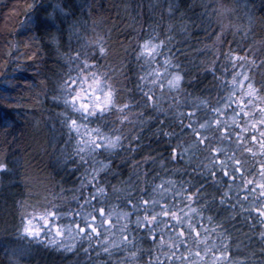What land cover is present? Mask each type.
Instances as JSON below:
<instances>
[{
    "label": "trees",
    "instance_id": "16d2710c",
    "mask_svg": "<svg viewBox=\"0 0 264 264\" xmlns=\"http://www.w3.org/2000/svg\"><path fill=\"white\" fill-rule=\"evenodd\" d=\"M246 2L251 4L257 21L256 30L253 29L250 36L258 41L260 49L253 60L247 61H253L251 67L260 70V73L250 75L260 90L264 88V0ZM57 5L71 6L72 15L62 16ZM203 5L200 0H0V162L7 165V170L0 171V264H15L17 260L19 264H82L84 254L79 245L70 253L44 245L22 247L15 235L25 203H35L43 196H57L68 200L61 209L81 204L80 200H71V197H82L86 185L79 191L77 188L84 165L76 164L75 160L62 167L52 163L54 156L60 155L62 145L69 153L71 151L70 146L65 145L67 136L57 117L60 109L52 99L58 80L68 70L69 57L79 56L80 61H92L101 70L111 73L119 84L120 95L134 103L131 111L144 113L140 118L145 120L143 125L126 126L132 128L129 139L137 137L132 140V146H139L138 151L132 153L130 159L128 153L121 154L113 163V171L119 175L102 173L98 178L102 184L110 187L128 177L133 162L144 156L163 158L171 163L172 148L178 142L186 147L185 138L191 135L187 112L199 101L212 105L224 98L227 81L234 74L233 55L226 49L239 50L241 43L231 39V35L222 34V55L213 57L212 52L206 51L201 54V46L211 42L216 28L210 18L202 20L207 14L202 10ZM169 25H172L171 29ZM181 26L184 31L179 30ZM153 32L164 40L168 38L169 52L182 73L183 104L180 110L183 116L179 120L165 118L147 109V97L138 87L140 69L132 44L135 36L145 39ZM85 38L106 40L109 55L102 58L99 48L88 46ZM235 70H241L239 64ZM260 95H264V90ZM169 102L165 98L161 103L167 107ZM206 109L199 108L195 119L200 114L205 117ZM165 131L175 134L168 137L164 135ZM207 136L212 138V146L213 139H217V145L223 143L226 150H230L229 155H233L235 144L232 141L220 142L216 131L208 132ZM185 155L191 156L192 163L180 178L192 182L188 194L199 191L200 199L193 204L203 205L202 213L212 216V224L228 238L229 255L248 264L253 260L264 261V239L259 236L264 228L258 213L249 207L254 198L240 200L245 192H237L236 185L241 184V180L232 184L224 203H220L232 183L223 175L224 170L217 168L202 174L196 163L206 162L204 157L208 153L200 151ZM220 155L217 154V158ZM184 156L181 157L178 150L176 163L183 165ZM242 158L248 159L247 177L252 179L253 173L258 175L259 165L247 156ZM145 167L149 176L160 172L151 164ZM212 171L216 173L215 181ZM141 196L144 194L139 193L137 199ZM132 235L143 249L140 261H149L159 254L153 243L157 239L149 232L133 228ZM123 256L121 251L112 257L99 254L96 259L110 258L109 264H112ZM164 264H168L166 259Z\"/></svg>",
    "mask_w": 264,
    "mask_h": 264
},
{
    "label": "clouds",
    "instance_id": "9594fccd",
    "mask_svg": "<svg viewBox=\"0 0 264 264\" xmlns=\"http://www.w3.org/2000/svg\"><path fill=\"white\" fill-rule=\"evenodd\" d=\"M216 3L218 6L213 11L216 14V22L221 29L220 35L229 29L238 30L240 26L234 25L230 20L237 9L225 6L220 3V0H216ZM57 7L62 16L72 15L71 6L64 8L57 5ZM168 27L171 29L172 25ZM85 39L88 46L104 48L103 53L99 50L102 58L109 55L106 40L103 38ZM157 39V34L153 32L142 42H137L135 60L140 69L138 87L143 96L151 95L153 97L151 101H147L145 104L147 109L158 115H163L165 118L172 117L179 120L183 116L180 110L183 104L181 99L183 77L180 75L181 81L178 87L174 88L168 84L172 74L179 72L178 66L174 65L172 60L167 57L163 59L162 63H158L157 57L163 55V45L151 55L141 47L145 41L149 42V46L152 43L160 44V42H155ZM165 59L170 60L168 65L164 64ZM67 62L69 64L68 70L58 80L52 99L60 109L57 117L67 136L65 145L70 146L71 151L69 153L68 148L62 145L59 149L60 155L54 156L52 163L57 167L67 165L72 160H75L78 165L83 164L84 172L77 191L85 187L86 184H92L95 181V197L92 194V198L98 199L103 205H108L106 215L111 213L108 218L113 222L107 226H102L100 220L96 221L98 228L103 233V239H97L96 246L101 249V253L98 255L104 254L112 257L114 254L123 251L124 256L114 260L112 264H136L143 249L137 245L136 237L132 235V232L133 228H141L140 223L146 214L145 207L140 203L142 200L149 201L147 211L157 217V230L164 233L165 240L169 239L170 236L174 237V233L165 231V225L169 222L160 216V205L175 208L181 217H187L185 225L188 221L194 223L201 218L203 205L193 206V203L200 199L199 191H193V199L188 201L186 194L192 182L180 178L188 164L192 163L191 156H184L183 165L177 164L172 158L170 163L163 158L144 156L141 160L133 162L132 171L128 177L119 180L110 187L102 184L98 179L102 173L119 175L113 171V163L121 154L128 153L130 159L131 154L138 151L139 146H132V140L137 139V137L133 136L132 139H129L132 128L126 126L136 123L143 125L145 120L140 118L143 117L144 113L143 111H131L135 107L134 103L120 95L119 84L108 71L101 70L95 64H89L87 60L80 61L74 57H69ZM89 69L95 70L89 71ZM173 97H175L174 102ZM165 98L170 101L167 107L161 103ZM71 121H75V128L71 126ZM169 133L168 137L175 134ZM185 140L187 141V148H189L193 141L188 137ZM176 147L185 148L181 142H178ZM189 150L192 153L204 151L202 147L189 148ZM211 159L209 155L204 157L206 162L201 161L203 162L202 169L200 168L201 162L196 163V167L201 170L202 174L207 171L205 164ZM149 164L160 169V172L149 176V170L145 167ZM5 170H7L6 164L0 171ZM97 188L103 189V193L97 192ZM139 193H143L144 196L137 199ZM110 198H114V202L111 204H109ZM71 199L75 200L76 196L71 197ZM88 201L91 204V199ZM183 201H187V203L180 207L178 202ZM117 202H123L130 207L117 210ZM67 203L68 200L57 196H43L35 203H25L20 212L15 233L22 247H30L32 244L44 245L48 248H55L57 251L62 250L69 253L73 252L78 244L84 241L89 242V247H92L93 235L77 234L71 224L61 222L71 215L70 211L60 210L61 206ZM189 209L194 211H189ZM50 213H55V215H50ZM206 218L209 221L212 220V216ZM25 228H28L31 234L25 231ZM57 230L60 232L59 236L56 235ZM217 235L219 236L220 233ZM124 236H127V241L124 240ZM213 244L217 246L215 240L209 245L212 246ZM128 249L135 250L128 251ZM87 250L85 249V251ZM15 264H19V260ZM204 264H209V260H205ZM230 264H248V262L231 261ZM251 264H264V261L253 260Z\"/></svg>",
    "mask_w": 264,
    "mask_h": 264
},
{
    "label": "snow or ice",
    "instance_id": "6c2138e0",
    "mask_svg": "<svg viewBox=\"0 0 264 264\" xmlns=\"http://www.w3.org/2000/svg\"><path fill=\"white\" fill-rule=\"evenodd\" d=\"M164 44L165 41L161 40L160 44L152 43L151 46H149V42L145 41L141 47L146 53L151 55ZM99 50L101 53L104 52L103 47H100ZM74 58L78 60L79 56ZM231 60L233 61L234 74L233 78L227 81V85L230 87L231 91L225 98L226 102L223 108L213 107L210 109L211 114H214L216 118L205 120L203 123H199L198 127L196 126L198 123L195 119L197 110L201 107L208 108L205 101H199L194 105L193 109L186 114V119L188 120L187 127L191 132L189 138L193 141V144L189 145V148L202 147L212 158L205 164V169H223V175L228 177L232 182L229 184V188L232 187V184L235 183L236 180H241V184L236 185L237 192H245V195L241 196L240 200L244 202L249 201L250 197L254 198L251 200L249 207L258 213L261 218L260 224L262 228H264V159H256L258 156L264 157V95H260V91L264 90V88L258 90L252 82V77L247 71H244L248 65L254 63L253 61H247L246 57L238 56H231ZM169 63V59L164 60L165 65ZM236 64H239L240 71L235 70ZM141 79H143V77H141ZM180 81L181 76L179 72H176L172 74L171 79L168 80V84L175 88L179 86ZM237 88L239 89V95H236ZM146 97L148 101L153 99L151 95H147ZM232 104H234L235 107L232 109V114L229 116L225 113L224 109L230 107ZM70 123L73 128L76 127L75 121H71ZM210 131L219 133L220 142L229 140L235 144L233 155H225L224 159L217 158V154L223 153L224 149L221 147H213L210 143L212 138L203 135L204 132ZM233 132H235L234 137ZM164 135L168 136L170 133L165 131ZM97 146H99V144H97ZM189 148H172L171 158H177L178 150L180 156L183 157L188 152ZM237 153H239V155ZM244 156L251 158L259 165L258 175L253 173L252 179H249L246 175L249 170L247 167L248 159L242 158ZM3 168L4 164L0 162V169ZM211 175L212 179L215 181V171H212ZM96 191L101 194L103 193V189L101 188H97ZM227 196L228 191L226 190L221 197V203H224V198ZM93 197H95V193H93ZM186 199L191 201L193 199L192 193H187ZM140 203L145 207L146 213L142 223H140V227L147 228L149 234L155 236L158 231L156 224L157 217L148 213V200H142ZM85 205H90V202L85 200V204L81 205V209H83ZM256 205H259V207H256ZM159 207L161 209L160 216L164 217L169 222L165 225V229L171 227L174 237L170 236L169 239L165 240L164 233L160 232L159 239L153 240L154 245L159 249V254L153 255L152 259L148 261V264H164L165 259L168 264H204L206 256L216 249L217 246L214 244L210 246L208 243L209 237L202 236L201 231L194 226L193 222L188 221L187 225H185L187 217H181L178 210H173L174 208H169L167 205H160ZM189 211L194 210L189 209ZM95 212L96 209L93 208L91 213H85L83 211L73 213V215L81 217L85 225L81 227L80 224L77 223L74 226L77 234H100L96 223L97 217ZM50 215H55V213H50ZM108 215H111V213H108ZM108 215H106V210L104 208L99 209V220L102 226H107L111 223ZM185 228L187 232H185ZM203 228L204 225L201 224L199 229ZM25 231L31 234L28 228H25ZM213 231H215V227ZM56 235H60L59 230L56 231ZM259 236L261 239H264V231H261ZM127 239V236H124V240L127 241ZM227 240V237L222 238L224 248L227 247ZM181 245L184 246V251H180ZM193 245L196 246V249L202 247L204 255L201 254V251L194 250ZM228 261L227 252L222 248L217 255L212 256L209 264H228Z\"/></svg>",
    "mask_w": 264,
    "mask_h": 264
},
{
    "label": "rangeland",
    "instance_id": "374dc122",
    "mask_svg": "<svg viewBox=\"0 0 264 264\" xmlns=\"http://www.w3.org/2000/svg\"><path fill=\"white\" fill-rule=\"evenodd\" d=\"M201 2L204 3L202 10L206 11V16L202 17V20H209V18L212 20L213 25L216 27L215 28V33L213 34V38L211 40V42H209L208 44H204L201 46V51L200 53L202 54L203 51L206 52H212L213 57L214 56H218V55H222V35H220L221 29L219 24H217L216 22V14L213 11V9L215 7H217V3L216 0H200ZM220 3L224 4L225 6L228 7H235L237 9L235 15L233 17H230L231 22L234 25H239V29L238 30H232L229 29L227 31H225L223 34H226V36H230L231 35V39H235L236 41L240 40V44H239V50H228L226 49L227 53H231L233 56H238V57H246L247 60H253L255 58V55H257L258 53V49H259V43L258 41H256L251 35L252 30H256V26H257V21L256 18L254 16V11L251 7V4L249 5L246 0H220ZM201 10V9H200ZM202 12V11H201ZM179 30L184 31V27L181 26L179 28ZM211 34V32H209ZM158 39L155 41L157 43H159L161 40L165 41V44L162 46V52L163 55L160 57H157V61L158 63H162L163 59L165 57L169 58L172 60L174 65H177L175 63V58L172 57V55L169 52V45L167 44V39H163L162 36L159 37ZM186 36V34H185ZM162 38V39H161ZM242 40H241V39ZM144 39H140L137 36H135L134 41L132 46L134 47V49H136L137 47V42H142ZM260 50V49H259ZM264 57V56H263ZM264 60V58L262 59ZM88 62V61H87ZM89 64H93L92 61L88 62ZM178 66V65H177ZM179 67V66H178ZM211 68V67H210ZM94 69H89V71H93ZM179 70V68H178ZM244 71H247L249 73V75L253 74H257L260 73V70L257 69H253L251 67V65H248ZM179 74L182 76L181 71L179 70ZM254 76V75H253ZM231 89L228 86L227 87V92L226 95L224 96V98L218 101H215L212 105H208V108L206 109L207 113L204 115L200 114L199 118H197L196 120L198 121V123L196 124V126L198 127L199 123H203L205 120L208 119H215V115L211 114L210 109L213 107H221L223 108L224 103L226 102L225 98L228 96V94L230 93ZM236 95H239V89L237 88V92ZM235 107L234 104H232L230 107L225 108L224 111L227 115H231L232 114V109ZM208 132H204L203 135L207 136ZM213 147H221L224 149V152L221 153L220 156H218L219 159H224L225 155L230 156L229 155V151L230 150H226V147L224 146L223 143L217 145V139H213ZM187 148V145L186 147ZM226 150V151H225ZM191 150H188V152L186 154H190ZM95 181L92 182V184H86V187L82 193V197H80V199H78L79 197H76L75 200H80L81 204L79 206H76L74 208L71 209H64L62 208L61 211H65L71 212V215L69 218H65L64 220H62V223H69L71 224L73 227L79 223L81 227H84V223L81 217H77L75 215H73V213H76L78 211H83L85 213L87 212H91L93 208L96 209L95 215L97 217V220H99V209L100 208H104L106 210L108 205H103L100 203V201L98 199H93L92 198V194L95 191ZM233 187V186H232ZM231 187V188H232ZM231 188H229V186L226 188V190L228 191V193L231 191ZM225 190V191H226ZM77 195V194H76ZM245 195V193H243L241 196ZM91 199V204L90 205H85L83 207V209H81V205L85 204V200ZM73 200V199H71ZM113 198L109 199V204L113 203ZM251 202V201H250ZM180 204V207H183L184 204L187 203V201H183V202H178ZM193 206L195 207V205L193 204ZM126 207H130V205H121L119 202H117V210L120 209H124ZM259 207V205H258ZM175 210V208L173 209ZM143 215V213H141ZM150 214V213H149ZM207 216H205L203 213L201 215V218L198 219L197 221L194 222V226L197 227L198 230L201 231L202 236H208L209 240L208 243L211 244L213 240L216 241L217 243V248L214 249L211 253H209L206 256V260H209V262L211 261L212 256L217 255L219 253V250L223 248L224 251L227 252L229 261L228 264H230L231 261H241L240 258H237L235 256H231L229 255V250L228 247L224 248L223 244H222V234L220 233V231L212 224V221H209L207 218ZM113 221H111L112 223ZM174 223V222H173ZM203 224L204 228L203 229H199V226ZM215 227V231H213V228ZM135 229V228H134ZM142 230L147 231V228H141ZM185 232H187V229H184ZM100 235L99 237H97V235H93V240L91 241V244L93 245L92 247H89V242L84 241L81 242L80 244H78L79 246H81V252H83L84 254V258L81 260L80 263L82 264H109L110 262V258L108 259H102V260H97L96 256H98V253H101V249L96 246L97 245V239H103V233L101 232L100 229H98ZM168 233L173 232V229L171 227H169L168 229L165 230ZM148 232V231H147ZM217 233H220V235L218 236ZM127 235V234H126ZM153 238H156L157 240L160 237V232L157 231L156 235L153 236ZM131 238V237H129ZM91 248H93V253L91 252ZM194 250H199L201 251V254L204 255L203 253V248L200 247L199 249H196V246L193 245ZM85 249H88L87 251H85ZM167 250V249H165ZM180 251H184V246L181 245L180 246ZM64 252V251H63ZM64 253H68V252H64ZM102 255V254H101ZM121 258V257H120ZM119 258V259H120ZM89 260V261H88ZM136 264H148V261H140L138 260L136 262Z\"/></svg>",
    "mask_w": 264,
    "mask_h": 264
}]
</instances>
